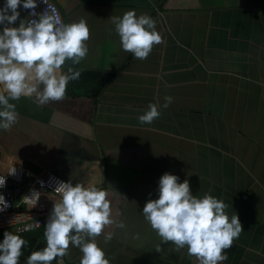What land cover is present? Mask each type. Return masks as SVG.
<instances>
[{"label": "crops", "instance_id": "1", "mask_svg": "<svg viewBox=\"0 0 264 264\" xmlns=\"http://www.w3.org/2000/svg\"><path fill=\"white\" fill-rule=\"evenodd\" d=\"M51 1L63 23L85 18L88 52L62 99L10 100L17 120L0 130V172L17 169L52 184L41 194V226L19 234L29 244L18 264L45 245L57 184L89 179L124 223L105 228L113 232L107 242L103 232L95 237L112 264H195L186 248L160 242L140 211L165 171L238 214L242 231L218 264H264V0ZM129 9L148 13L162 36L145 59L121 48L109 19ZM18 10L14 24L24 20ZM166 94L172 102L157 118L137 119ZM80 256L69 244L63 264H79Z\"/></svg>", "mask_w": 264, "mask_h": 264}, {"label": "clouds", "instance_id": "2", "mask_svg": "<svg viewBox=\"0 0 264 264\" xmlns=\"http://www.w3.org/2000/svg\"><path fill=\"white\" fill-rule=\"evenodd\" d=\"M36 4L37 0L0 3V130L8 129L17 120L15 104L10 100L35 97L37 104H44L62 99L68 82L79 79V63L88 52L89 28L85 18L60 23L51 13H36ZM20 7L32 9L31 14L37 18L27 23L21 19L14 24ZM109 19L121 48L135 58L145 59L153 44L162 40L156 21L148 13L137 15L135 9H129ZM66 60L70 63L66 64ZM77 64L78 67L72 66ZM172 99L166 94L163 104L149 102L137 119L151 123L161 114L160 108H166ZM4 182L3 175L0 187ZM54 190L59 199L53 202L44 224L45 245L31 251L25 264H52L53 260L63 264L69 244L79 248V264H112L95 239L103 232L104 240H110L113 232L105 231L109 225L124 227L122 220L115 219L120 212L110 206L107 191L93 179L87 184L60 181ZM156 192V198L147 199L140 211L160 242L171 241L177 251L186 248L189 257H195V264H218L227 259L224 250L239 236L242 225L236 212L231 216L226 212L228 205L223 199L208 192L193 195L188 179L180 180L168 171L159 176ZM26 197L34 206L39 192L33 191L31 197ZM0 203L7 207L2 193ZM36 226L29 223L24 230ZM28 244L23 236L5 230L0 239V264H18L22 246ZM160 247L157 243L155 250L160 251Z\"/></svg>", "mask_w": 264, "mask_h": 264}, {"label": "built area", "instance_id": "3", "mask_svg": "<svg viewBox=\"0 0 264 264\" xmlns=\"http://www.w3.org/2000/svg\"><path fill=\"white\" fill-rule=\"evenodd\" d=\"M20 11L24 16L25 23L37 18L36 15L31 14L32 9L20 7ZM34 11L36 13H51L58 18L60 23H63L58 7L51 0H37ZM14 170L13 173H9L13 169L8 172H0V177L5 176L4 185L0 187V193L7 201V207L5 208L0 203V208H3V210H0V229H9L14 233L22 234L28 232L24 230L26 224L31 223L37 225L36 227L41 226L42 217L46 213L45 209L39 206L41 194L46 192L52 184L47 182L48 186L45 181L39 179L32 182L29 180L31 175L28 172ZM33 191L39 192V197L34 206H32L31 200L26 197H31Z\"/></svg>", "mask_w": 264, "mask_h": 264}, {"label": "water", "instance_id": "4", "mask_svg": "<svg viewBox=\"0 0 264 264\" xmlns=\"http://www.w3.org/2000/svg\"><path fill=\"white\" fill-rule=\"evenodd\" d=\"M65 63H66V64H69L70 62L66 60V62H65Z\"/></svg>", "mask_w": 264, "mask_h": 264}]
</instances>
